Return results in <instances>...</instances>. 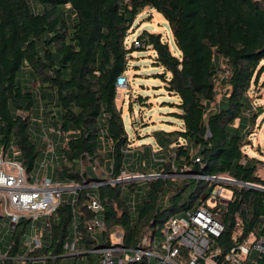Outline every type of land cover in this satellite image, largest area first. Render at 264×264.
Here are the masks:
<instances>
[{"label":"trees","instance_id":"16d2710c","mask_svg":"<svg viewBox=\"0 0 264 264\" xmlns=\"http://www.w3.org/2000/svg\"><path fill=\"white\" fill-rule=\"evenodd\" d=\"M145 8L164 16L180 58L172 55L161 35L147 31L136 38L144 47L126 48L125 39ZM147 47L155 53L154 64L169 73V79L160 77L166 91L179 98L176 116L182 122L181 131L163 133L169 138L156 141L164 153L177 138L184 142L176 146L168 165L161 164L159 174L174 169L226 175L235 182L224 186L231 190L225 204L208 208L223 226L211 249L223 256L252 240L264 224V192L252 187L264 188V178L257 175L254 158L243 151L254 121L248 114V92L264 70V0H0V149L14 145L29 175L41 159L44 127L53 128L64 136L62 145H54L58 181L81 186L88 179L120 177L128 139L116 106V80L131 52ZM220 75L225 95L212 110ZM48 137L54 140L57 134ZM94 167H101L107 179L95 178ZM213 186L160 176L147 180L140 191L116 183L81 188L74 196L65 192L42 250L54 256L46 264H59L74 216L83 264H97L98 256L89 251L109 246L114 231L122 232L123 247L136 248L143 237L162 236L169 217L207 206L206 199H199ZM93 193L105 226L95 237L88 230ZM20 234L14 236L11 254L19 247ZM258 264H264V254Z\"/></svg>","mask_w":264,"mask_h":264},{"label":"built area","instance_id":"2783aa9c","mask_svg":"<svg viewBox=\"0 0 264 264\" xmlns=\"http://www.w3.org/2000/svg\"><path fill=\"white\" fill-rule=\"evenodd\" d=\"M132 46L144 47L137 40L132 43ZM125 87L126 79L121 75L116 80V88L124 89ZM43 133L44 135L40 137L43 147L39 149L41 159L37 169L29 175L25 173L17 159L18 149L14 145L7 150L0 149V264L7 262L46 264L48 260L54 259V256L42 250L48 245L51 218L61 201V195L67 192L74 196L79 189L86 188L85 184L77 186L73 181L63 184L54 177L57 160L54 153L55 144L45 130ZM49 133H55L60 138H64L63 134L56 132L53 128L49 129ZM100 140L103 145V137ZM126 150L125 152H128ZM94 172L95 167L92 168V174ZM123 173L121 177H124ZM182 175L184 178L214 184L209 195L202 194L199 199L200 201L206 199V205L209 201L212 206L201 205L169 217L161 230L164 241L160 249L153 245L154 236L142 238L133 249L123 247L121 242L119 245L110 243L109 246H96L89 253L98 256L97 264H258L259 258L264 254V224L259 234L252 240L232 248L223 256L217 250L211 249L214 238L220 236L223 226L209 209L216 204H225L226 201L220 198L221 187L235 184V182L226 175L212 177L192 173ZM126 176L130 182L142 178L147 180L155 178L129 174ZM119 178L98 181L90 187L121 183ZM121 186L125 187L122 183ZM87 207L94 214L88 230L92 233V237H95L96 233L105 231L100 218L97 194L90 195ZM130 209L134 210L133 201L130 202ZM23 222L25 227L22 225ZM18 231H21L19 247L14 254H11L15 246L14 236ZM79 239L77 217L74 216L71 235L63 246L64 254L59 258V264L63 259H76L74 264H83L84 252L78 249ZM36 252L37 255H34ZM215 256H218L216 260Z\"/></svg>","mask_w":264,"mask_h":264},{"label":"rangeland","instance_id":"374dc122","mask_svg":"<svg viewBox=\"0 0 264 264\" xmlns=\"http://www.w3.org/2000/svg\"><path fill=\"white\" fill-rule=\"evenodd\" d=\"M143 31L161 35L162 42L167 43L172 55L180 58V52L174 43L171 28L161 13L152 8H145L141 11L134 21L130 34L125 39L126 48L130 47ZM154 59L155 53L150 47L140 50L134 49L127 57V68L123 74L126 79V87L117 89L116 106L121 111V120L128 139L126 150L128 151L126 156L128 162L123 168L124 173L122 175L124 177L120 176L119 178L122 185L125 186L124 190L130 184L134 185L137 191H140L147 181L146 178H142L130 182L127 180V174L143 177L154 176L155 178L161 176L164 179L175 181L184 178L180 171L177 173L173 171L174 169H171L167 174H159L161 164L168 165L175 156L176 146L184 142L182 139L177 138L179 142L176 141V144H172L170 149L164 153L160 151L156 141L157 138L160 141L169 138L168 135L163 136V133L181 131L182 122L176 116L179 113L176 107L179 98L166 91L165 83L160 77L164 74L165 79H169V73L162 66L154 64ZM220 79L221 75L216 80V98L211 104L212 110L225 95V87L223 83H220ZM248 96L252 108L248 114L249 117L254 116V121L248 127L249 131L245 135L246 145L243 151L249 157L254 158L257 175L264 178V70L260 74L257 83L251 86ZM44 128L46 134L49 135V129ZM41 134L44 135L43 132ZM51 139L53 140V138ZM53 141L55 146L64 143L63 138L59 136ZM136 150L146 155L144 161H140L139 164L134 161L130 162V155ZM82 167H85V165H82ZM100 168L96 167L92 175L95 178L97 176L107 179L106 175L100 174ZM98 181L101 180L88 179L84 187L89 188ZM221 189L220 198L227 201L231 197V190L224 186ZM207 205L212 206L209 201ZM121 237L122 232L119 230L114 231L109 236L111 243L115 245L120 244ZM163 241V236L155 235L153 245L160 249ZM75 261L76 259H63L61 264H74Z\"/></svg>","mask_w":264,"mask_h":264},{"label":"crops","instance_id":"0c3cea01","mask_svg":"<svg viewBox=\"0 0 264 264\" xmlns=\"http://www.w3.org/2000/svg\"><path fill=\"white\" fill-rule=\"evenodd\" d=\"M153 153V152H152ZM131 157H130V162L131 161H134L136 164H139L140 163V161H144V158L146 157V155L145 154H142V152H139V151H134V152H132L131 153V155H130ZM159 161H160V159H158ZM128 161L126 160V163H127ZM158 167V166H157Z\"/></svg>","mask_w":264,"mask_h":264},{"label":"water","instance_id":"95a60500","mask_svg":"<svg viewBox=\"0 0 264 264\" xmlns=\"http://www.w3.org/2000/svg\"><path fill=\"white\" fill-rule=\"evenodd\" d=\"M206 136H209V132L207 131L206 132ZM253 188L255 189H258L260 191H263L264 192V188H261V187H258V186H252ZM218 258V256H215L214 259L216 260Z\"/></svg>","mask_w":264,"mask_h":264}]
</instances>
